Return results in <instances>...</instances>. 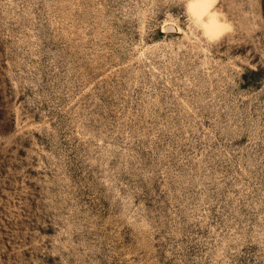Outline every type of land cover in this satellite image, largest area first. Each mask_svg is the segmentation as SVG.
I'll use <instances>...</instances> for the list:
<instances>
[{
  "label": "rangeland",
  "instance_id": "obj_1",
  "mask_svg": "<svg viewBox=\"0 0 264 264\" xmlns=\"http://www.w3.org/2000/svg\"><path fill=\"white\" fill-rule=\"evenodd\" d=\"M199 1L0 0V264H264V0Z\"/></svg>",
  "mask_w": 264,
  "mask_h": 264
},
{
  "label": "bare ground",
  "instance_id": "obj_2",
  "mask_svg": "<svg viewBox=\"0 0 264 264\" xmlns=\"http://www.w3.org/2000/svg\"><path fill=\"white\" fill-rule=\"evenodd\" d=\"M196 5H198V14L199 15H202L204 13H207L208 12V4H206V1L205 0H200ZM218 31V26L216 25V23L213 21V17H210V20H209V27L207 29V32H210V33H215Z\"/></svg>",
  "mask_w": 264,
  "mask_h": 264
}]
</instances>
